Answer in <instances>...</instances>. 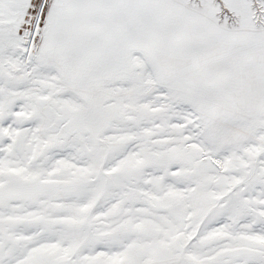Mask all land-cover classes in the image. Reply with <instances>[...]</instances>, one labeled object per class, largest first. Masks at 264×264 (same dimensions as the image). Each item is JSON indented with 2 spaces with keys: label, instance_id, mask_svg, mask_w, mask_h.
Listing matches in <instances>:
<instances>
[{
  "label": "snow or ice",
  "instance_id": "1",
  "mask_svg": "<svg viewBox=\"0 0 264 264\" xmlns=\"http://www.w3.org/2000/svg\"><path fill=\"white\" fill-rule=\"evenodd\" d=\"M0 264H264V0H0Z\"/></svg>",
  "mask_w": 264,
  "mask_h": 264
}]
</instances>
